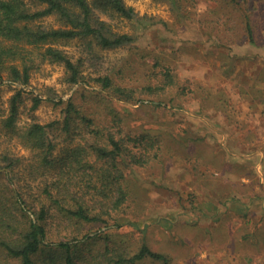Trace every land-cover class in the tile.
Masks as SVG:
<instances>
[{
  "label": "rangeland",
  "instance_id": "rangeland-1",
  "mask_svg": "<svg viewBox=\"0 0 264 264\" xmlns=\"http://www.w3.org/2000/svg\"><path fill=\"white\" fill-rule=\"evenodd\" d=\"M123 1L138 20L116 18L111 23L135 41L96 51L104 64L100 68L124 66L121 76L140 85L150 80L148 71L159 60L170 67L180 86L187 87L155 97L153 103L113 100L127 130L147 132L157 142L147 164L127 171L129 196L115 216L121 227L92 224L84 232L107 233L132 249L146 243L167 255L170 264H264V135L251 132L246 124L247 118L264 120V0H239L229 6L221 35L210 23L216 20L215 12L223 10L218 0L184 1L185 20L165 1ZM250 11L254 42L242 31ZM49 20L44 22L53 23ZM77 45L70 42L65 50L78 56ZM26 50L33 58L27 62L29 83L13 82L8 69L0 79V149L7 147L25 159L30 151L1 126L19 89L24 91L18 130L33 121L61 122L60 100L73 97L80 102L100 91L86 84L69 86L61 65L42 61L33 48ZM89 68L86 73L92 72ZM35 96L41 102L34 109ZM60 139L56 137L58 144ZM96 242L80 245L78 252L87 256L102 240Z\"/></svg>",
  "mask_w": 264,
  "mask_h": 264
},
{
  "label": "trees",
  "instance_id": "trees-1",
  "mask_svg": "<svg viewBox=\"0 0 264 264\" xmlns=\"http://www.w3.org/2000/svg\"><path fill=\"white\" fill-rule=\"evenodd\" d=\"M161 1L185 20L184 1L192 0ZM237 3L218 0L223 10L215 12L216 20L210 22L216 24L217 35L222 34L224 18L230 15L227 9ZM250 13L244 16L241 29L254 42ZM116 18L133 23L137 15L123 0H0V79L8 69L13 82L29 83L31 64L27 62L33 58L27 56L26 48L30 47L42 61L61 65L69 86L86 84L100 89L80 102L73 97L60 100L61 122L33 121L20 130L16 124L24 90L11 98L1 126L17 135L30 154L25 159L7 147L0 149V264H170L167 255L146 243L132 249L107 233L84 232L92 224L121 227L115 216L129 196L127 171L147 164L157 142L147 132L127 130L113 100L153 103L155 97L187 87L180 86L170 67L159 60L148 71L150 80L140 85L121 76L124 66L100 68L104 64L96 51L115 50L135 41L132 34L114 28L111 21ZM47 19L53 23H45ZM73 41L80 49L78 56L65 50ZM87 67L92 72L86 73ZM106 97L110 102L101 105ZM40 102L35 96L33 108ZM89 103L93 106L88 112L85 106ZM56 137H61L60 144ZM108 220L116 222L111 223L113 227ZM96 239L102 243L94 251L87 256L78 252L80 245L95 246Z\"/></svg>",
  "mask_w": 264,
  "mask_h": 264
},
{
  "label": "crops",
  "instance_id": "crops-1",
  "mask_svg": "<svg viewBox=\"0 0 264 264\" xmlns=\"http://www.w3.org/2000/svg\"><path fill=\"white\" fill-rule=\"evenodd\" d=\"M252 119V120H251ZM247 118L246 124L250 128L251 132H254L259 135H264V120L261 118Z\"/></svg>",
  "mask_w": 264,
  "mask_h": 264
}]
</instances>
